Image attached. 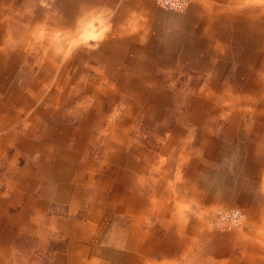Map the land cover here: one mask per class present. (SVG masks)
<instances>
[{"label":"crops","instance_id":"crops-1","mask_svg":"<svg viewBox=\"0 0 264 264\" xmlns=\"http://www.w3.org/2000/svg\"><path fill=\"white\" fill-rule=\"evenodd\" d=\"M0 2L2 5L6 3L12 6V10H14V6L17 7L21 0H0ZM116 2L115 0L114 2L113 0H61L60 6L64 10H69L67 15L70 18L73 16L70 12L74 11L78 14V12L84 11L85 13L89 8L98 4L118 5L120 6L119 11L131 10V8L134 11H140L136 17L131 19L132 21L129 18L118 19L120 27L132 24L141 28L135 30V36H131V38L134 41L144 38L142 42L145 45L133 47L134 50L131 51L130 58L126 52L127 47L124 45L126 36H122L121 30L119 33L115 31L114 34L107 35V38L99 41L100 44L97 48L89 47L79 52V59H85L86 63L85 66H77L75 72L77 78L75 82L73 80L70 82L73 87L69 89V92L74 93L72 96H76V90L85 92L86 98L83 95V98H79V100L71 99L64 88L69 84L65 68L72 64V57L62 65L63 68H57L55 59L48 54L46 57H49V62H41L40 69L34 74L28 88L17 91L14 86L15 79L10 76L14 74L13 68L17 65V60H20V51H13L5 46L0 49V264H6L5 262L10 259L9 249L14 248V245L18 250L22 249L16 243L25 237L31 239L29 246L23 247L24 251L32 249L34 260L41 257V254L46 257L43 251L46 250L47 240L55 237L51 228L60 229L67 234L69 238L68 252L63 256L56 253V256L49 259L46 264H158L155 257L157 254L162 258V264H264V201L260 202L263 206L259 203L256 205L254 214L251 215L257 220H262L254 222L251 234L248 231L243 234L204 232L201 229L202 223L197 228H193V224H189L190 232H186L184 228L186 221H182L186 217V212L179 209L172 212L165 200H177L178 191L171 192L170 189L168 191V187L165 191L158 189L168 185L164 179H154L151 184L152 196L145 195V191L141 190L140 192L137 189L135 170L140 166L138 159L140 156L146 155L147 151L150 152L149 155L152 151L149 148H143L135 140L128 141L127 132L133 122L136 124L142 122L149 128H154L152 117L158 114L159 108L149 106L145 110L143 108L141 113L131 117L132 108L138 104L136 99L145 101L144 99L150 98L153 101V106H159L158 99L161 96L155 92L163 89L148 86L152 84L149 76L155 75V67H158L159 61L163 62L164 73L173 75L171 77L173 78L174 75L195 73L188 69L204 71L205 58H208L209 54L205 55V58L199 57L202 53V51L200 53L202 49L200 42L203 40L199 39V36L194 41H188L186 38L185 51L180 54L178 51L183 49L180 44L178 47L171 45L180 43L178 39L170 40L169 31H164L172 24L181 29L186 28L193 33L194 27L187 28L190 21H193L194 24L197 22L200 24V21L190 16L189 12L177 20L170 18L169 22L165 17V12L159 11L154 5V0H116ZM191 3V9L206 14L202 22L205 26L201 33L204 40L213 41L214 46L211 51H213V59H216V64L209 67L210 72L212 73L217 67L221 68L228 59H233L236 66L235 73L241 71L240 75H246L244 79L239 77L234 79L240 81L241 85L244 84L241 91H239L240 88H234L232 85H230L231 87H227L226 84L220 86L222 84L215 83V77L213 81L209 82L213 86V90L218 88L216 89L218 93L224 92V96L230 95V102L238 103L245 109L254 104L259 112L261 111L255 115H261L264 119V89L255 85V82L259 83L264 80V0H192ZM36 4L35 2L32 9L36 11L34 17L30 18L28 13L26 15V12H22L21 16L24 20V16L28 17L27 25L32 23L37 25L42 21L41 26H43L48 21L61 28L66 26L65 23L70 20L68 18H43L45 8ZM239 9L242 10L240 12H243L244 17L238 18L236 12ZM213 12L214 14H212ZM19 17L20 15L15 17L17 22ZM22 18L20 19L22 20ZM6 23L8 22L0 20V35L3 32L2 29L7 26ZM70 26L72 27V25ZM236 28L237 31H234ZM187 30H185V36L188 33ZM73 32L74 29H71L68 32L69 35L66 36L70 37ZM234 32L236 33L234 34ZM240 35L239 43H249V46L238 50L237 36ZM23 39L22 43H26L25 36ZM191 42L196 45L192 46ZM162 46L166 47L165 50H161ZM128 49L130 50V48ZM243 51L246 53L249 51L251 56H244ZM72 53L74 54L75 51ZM55 69H58L59 73L53 83V89L45 96L50 101L55 100L58 105L70 104L72 108L62 111V108L57 106L45 109L43 106L36 105L32 110L34 120L19 121L18 118H21L20 107L24 108L32 100L26 91L40 90L41 86L43 89L46 88L50 72ZM255 70H258L260 76L253 73ZM90 75L93 77L89 78ZM255 75H258L257 79ZM113 80L116 82L117 88L106 89L107 85L113 83ZM56 87H61L63 91L56 92ZM228 91L231 93L229 94ZM121 93L133 100L123 115L114 114L117 118L114 123L113 119H110L109 113L115 106V101L121 98ZM167 95L165 94L164 101L170 100ZM184 98L188 99V103L187 101L185 103L193 104L194 98L190 96H184ZM86 99L89 100V104L85 105L83 113L77 107L82 108L81 105L86 103ZM173 99H176L175 94ZM159 101L161 102L162 99ZM181 102L184 103L182 98ZM194 102L199 104L200 114H194L191 121L196 123L198 115L201 114L204 120H202L201 131L197 132L195 136L188 137L194 139L192 145L196 146L194 149L197 151L192 153V158L191 154L187 153L185 172H188L191 166V170L194 171L197 170V167L205 169V174L196 172L189 177L184 174L188 185L183 191L188 195V199L190 194L199 204L207 202L205 197L214 207L220 203H236L237 199H232L233 196L237 198L241 194H238L239 190L238 192L235 190L238 186L232 183V176L230 180L227 177L224 180L222 174H217L219 177H216V170L219 167L214 168L209 165L219 162L218 151L230 145L244 153L247 152V157L240 164L241 166L236 165L232 169L233 171L235 170L237 173L242 170L244 174L246 168L255 170L256 165L259 168V165L264 161H260L252 154L254 140L250 139L255 138L256 134L254 133L262 131L264 123L259 120L257 123L253 122L248 125V129L251 131L245 129L244 137L240 135L243 140L239 138V130L232 128L229 131L210 132L214 124V110L209 107V103L206 101L196 99ZM244 108L242 109L244 110ZM81 113H83V117L77 124L78 131L74 133L71 129L74 126L72 127L71 123L59 121V127L57 124L47 127L41 120L42 117L48 115L55 118L60 115L79 118ZM183 114L178 116V122L183 121ZM252 114L254 113L252 112ZM235 117L237 118L238 115L233 114L229 120L232 122L231 126L234 125ZM143 118L144 120H142ZM106 120L109 121V124L104 129ZM170 130L174 135L173 138L184 133L181 126ZM89 132H94L97 136V139L93 137L92 144L96 145L95 148L92 147L93 149L101 148L103 156L101 159L85 161V157H83L85 156L82 153L85 141L88 137H92ZM171 141L172 139H169L167 145H164L159 153H165L170 157L169 148L174 145V142L172 144ZM183 150L184 148L180 146L179 152L175 151V154L181 156L184 153ZM35 153L37 155L36 160H33V166L29 162L22 166L18 165L19 158ZM171 156L174 157L173 154ZM206 157V162L214 163L203 164ZM217 164L219 165V163ZM141 179L140 181H142ZM172 184L170 188L173 187ZM84 186L89 190L84 189ZM35 190L38 196H35ZM85 194L90 199L88 198L86 203L82 204ZM208 195L209 198H207ZM180 196L187 198L184 195ZM53 200L59 203L58 209H51L50 204ZM62 201L68 202L66 210L69 215L67 217L62 214L60 205ZM46 210L52 214H48L49 218L46 220L48 229L46 226L31 222L28 218L31 213L46 214ZM81 211L85 212V220H79L83 218L74 215ZM113 214L126 215L124 224L127 222L128 225L123 250L116 248L115 245H113L115 248L111 249L99 243L102 238L104 222ZM153 216L159 221L161 231L158 230L157 224H155V228L153 227L154 222H146ZM118 224L122 225V223ZM172 226H176L174 233L165 230ZM47 233H50L49 239L46 237ZM198 239H201L202 242ZM107 244L111 245L109 242ZM233 249L237 254L236 252L232 253ZM33 264H39V262L33 261Z\"/></svg>","mask_w":264,"mask_h":264},{"label":"rangeland","instance_id":"rangeland-1","mask_svg":"<svg viewBox=\"0 0 264 264\" xmlns=\"http://www.w3.org/2000/svg\"><path fill=\"white\" fill-rule=\"evenodd\" d=\"M112 1V0H110ZM192 0H188L187 4L184 6V9L181 11L166 8L162 6L158 0H154V5L157 6L159 11H164L165 12V17L167 20L174 19L177 20L180 17L187 15L188 12L190 16L194 17L196 20L200 21V24L193 23V21H190L189 26L187 27L188 29H193V33H191L190 30H187L186 28H179L178 26L170 25L167 29L164 31H169V39L173 41V39H178V42L180 43H174L171 45H175V47H178L180 44V47L183 48L180 51H178L180 54L184 52V48L186 45V38L188 41H194L196 40L199 36V39H203L200 42L201 50L200 53L201 55L199 56L200 58H203L205 55L209 54L208 58H205L206 66L204 71L200 70H192L188 69L190 72H195V73H189L187 75H174L173 78H171L173 75H168L164 73V68H163V62L162 60L159 61L158 67H155V75L154 78L153 76H149V78L152 80V84L148 85L150 87H159L160 89H163L161 91H154L157 93L160 97L158 99V107L152 105V100L150 98L144 99L145 101H141L139 99H136L138 101L137 106H134L132 108V116H135L138 113L142 112V109L147 108L149 106L153 108H159L158 109V114L155 115V117H152V123H154V128L152 127L149 128L148 125H145L144 123L140 122L139 124H136L133 122L129 126V132H127L128 135V141H136L140 146L146 149H151L152 153L149 155L150 152L147 151V154L144 156H140L138 161L140 162V166L138 169L135 170V180L137 182V189L145 191V195H153L152 194V189H151V184L153 183L154 179H164V182L168 185L158 188L162 189L163 191L166 190V187H168L171 190V192H177L178 191V198L170 200V199H165L167 201V206L170 208L172 212H175L176 209L182 210L183 212H186V217L182 221H186L184 228L185 231H189V224H193V228H197L200 223H202V231L204 232H209L213 234H229V233H247L249 234L253 233V228L256 221L261 222L262 220H257L251 215L254 214V208L256 205L259 203V205H262L260 202L264 201V163L258 166H255V170L252 169H245L244 174L242 173V170H239L237 173L235 170L233 171L232 169L236 167V165H240L243 163L245 158L247 157V152L244 153L241 150H239L237 147L234 146H228L225 149L219 150L218 154L217 153V158L219 159V162H206V159L203 161V164H212L209 165L210 167H219L218 170H216V175L217 174H222L223 179L227 177L229 180L232 176L233 181L232 183H235L236 186H238L235 190L241 194L238 195L236 198L233 196L232 199H237L236 203L235 202H230V203H220L218 206H213L208 202V200L205 197L204 194V199L207 202H203L202 204L197 203L194 198L189 194V199L188 195L186 192L183 191L184 188L187 187V181L184 179V174L188 175V177L192 173H203L205 174V169H201L200 167H197V170H191V166L189 167L188 172H185V168H187V165H185V159L187 158V153L191 154L197 151L195 150L192 142L194 139H189L188 137L195 136V134L199 131H201L202 127V120H204V117L202 114L196 119V123L191 121V118L193 117L194 114L199 113L200 114V108L199 104L194 102L196 99H200L202 101H206L209 103V107L214 110V124L212 125L211 131L210 132H217V131H229V129H234V130H239V138L240 135L243 136L246 131H251L248 129V125L252 124L253 122L257 123V121L261 120L264 123V119L261 115H255V113H260L259 109L254 106V104L248 106L246 109L240 104H234L235 102H230L229 96H224L223 93H218L216 89L213 90V86L210 81L214 80L215 77V83L222 84L220 86H224L223 84H226L227 87H231L232 85L234 88H240L239 91L243 88L244 84L241 85L240 81H235L234 79L236 78H241L244 79L246 78V75L244 74H239L241 71H238L235 73V64L234 60H227L225 64L222 65L221 68L217 67L214 69V71L211 73L210 72V65L216 64V59H213V51L212 48L214 46L213 41H206L203 38V35L201 33L202 28L205 26V24L202 22L205 19L206 14L203 12L196 11L194 9H191V3ZM36 2V5H42L44 9V16L43 18L46 17H53L54 19H59V18H68V22L65 23L66 26H62L59 28L58 26L52 25L51 22L46 23V25H42V21L38 22L37 25H27V20L28 17L24 16L25 20L22 18V12H26V15H30L31 17L35 16L36 11L32 10L34 7V3ZM114 2V0H113ZM116 2V0H115ZM117 3V2H116ZM61 0H36L33 1L31 0H21L19 5L17 7L14 6V10H12V6L8 4H3L0 2V20H5L8 23L6 27H4L2 30V34L0 35V49L5 46V48H11L13 51H20V60H17V65L15 68H13L14 74H12L10 77L15 79L14 81V86L17 91L20 90H26L28 88V84L32 81L34 78V74L38 72L40 69L39 65L44 62H49L48 58L46 57L48 54L50 57L54 58L57 68H63V64L67 63V60H69L72 57V64H69L65 68V75L66 77H69V84L64 87L67 90V95H69V98L79 100V98H83V95L85 96V92H81L76 90L75 94L76 96H72L74 93H70L69 89H72V85L70 82L73 80V82L76 81L77 76L75 75V72L77 70V66H85V59H79L78 54L80 51L85 50L86 48H97L98 45L100 44L99 41H102L103 39L107 38V35L109 34H114L115 31L119 33V30H121L122 36H126V52L128 53V58H130V53L133 49V47L136 46H143L145 43L143 39H138L137 41L132 40L131 36H135V30L141 29L140 27H136L134 25H123L119 26L118 25V19L120 18H129L130 21L133 19V17H136L140 13V11H134L132 8L131 10H126V11H119L118 9L120 6L118 5H105V4H98L96 6H93L88 9L87 12L84 13V11L76 12L72 11L70 12L73 14V16L70 18L68 16L69 10H64L60 6ZM133 11V12H132ZM242 10H238L236 12L238 14V18L244 17L243 12H240ZM28 13V14H27ZM235 13V14H236ZM214 14V12L212 13ZM19 20L17 22V19L15 17L19 16ZM10 17V18H9ZM22 18V20L20 19ZM237 18V19H238ZM21 20L20 24L19 21ZM15 21V22H14ZM171 20H169L170 22ZM124 22V21H123ZM246 22V21H244ZM72 25V27L70 26ZM39 26V28H37ZM115 26V27H113ZM246 26V25H245ZM71 27V28H68ZM244 27V26H243ZM37 28V29H36ZM197 28V29H196ZM247 28V27H244ZM74 29L73 34L70 35V37H67L66 35H69L68 32ZM185 30L188 31L187 35L185 36ZM234 31H237V28L234 29ZM180 32V33H179ZM236 32H234L235 34ZM179 35V37H177ZM24 36L26 37V43H22V40H24ZM59 37L62 39H59ZM237 41L238 43L241 40V35L237 36ZM2 38V39H1ZM250 42V41H249ZM189 43V42H188ZM191 45H196L192 44ZM249 43L241 42L238 45V50L243 49L245 46H249ZM130 48V50L128 49ZM165 46L161 47V50H165ZM173 49V47H172ZM191 50V49H189ZM75 51L73 54L72 52ZM176 51V50H174ZM187 51V50H186ZM177 52V51H176ZM1 53V52H0ZM199 53V54H200ZM237 54V51H236ZM242 54L244 56L249 55L251 56L250 52L248 51H243ZM263 54V53H261ZM234 55V54H233ZM148 56V55H146ZM235 56V55H234ZM46 57V58H45ZM147 58V57H146ZM149 62V61H148ZM209 64V66H207ZM44 65V64H43ZM240 66V64L238 63ZM162 66V67H161ZM175 69V68H174ZM176 70V69H175ZM216 72V74H214ZM40 73V72H39ZM58 69L51 71L49 75V81L47 82L46 88H40V90H32V91H26L28 92L29 96L32 97L31 103L26 104L23 108L20 107V117L18 118L19 121H24L27 122L29 120H34L33 119V114L32 110H34L36 105L43 106L45 109L48 107H60L62 108V111H68L72 108L70 104L62 106L61 104L58 105V103L54 101L48 100L45 96L46 94H49L51 91L53 83L56 81V77L58 74ZM157 73V74H156ZM253 73L258 74V70H255ZM258 75H255V78L257 79ZM260 76V75H259ZM93 77L92 75L89 76ZM263 77V76H261ZM83 81H85V77L83 76ZM178 78V79H177ZM264 78V77H263ZM155 79V80H154ZM240 79V80H241ZM1 80V78H0ZM82 81V82H83ZM113 80V83L111 85H107L108 88L112 90L113 88H117V84ZM214 83V84H215ZM255 85L257 87H263L264 89V80H261L259 83L255 82ZM260 85V86H259ZM149 87V88H150ZM230 89V88H229ZM43 90V94H42ZM56 92H62L63 90L61 87H56ZM143 92L146 93V91L143 90ZM229 92V91H228ZM1 93V92H0ZM85 93V94H84ZM169 95L170 100L164 101L165 94ZM231 92H229L230 94ZM174 94L176 95V99H173ZM142 95H144L142 93ZM141 95V96H142ZM167 95V96H168ZM171 95V96H170ZM180 96V98H179ZM184 96H190L194 98L193 104H187L188 99L184 98ZM220 98H219V97ZM121 98H118L115 101V106L111 108V112L109 113L110 119H113V122L115 123L116 121V116L123 115V113L127 110V107H129L130 102H132L128 97L123 96L121 93ZM168 97V98H169ZM68 98V100H69ZM86 98V96H85ZM181 98L184 100V103L181 102ZM162 101L160 102L159 100ZM210 99V100H209ZM213 100V101H212ZM187 101V103H185ZM93 102V101H92ZM163 103V104H162ZM86 104H89V100L86 99V103H82L81 106L82 108L78 106L77 104V109L79 110H84L83 108L85 107ZM187 104V108H186ZM30 105V106H29ZM23 108V109H22ZM244 108V110L242 109ZM261 108V107H260ZM205 110V109H204ZM202 111V109H201ZM83 113L85 111H82ZM252 112L254 114H252ZM83 113L80 114L79 118L77 117H71V116H65V115H60L59 117H54V116H47V117H42L41 120L47 125V127L50 125H56L59 127V121L66 122V123H71V126L73 128L72 132H77V124L80 122V120L83 117ZM184 113V114H183ZM113 114V115H112ZM115 114V115H114ZM149 114V113H148ZM183 114L184 118L183 121L178 122V116ZM233 114H237L238 117L234 119L233 124L230 125L232 122L229 121L230 118H232ZM255 116H259L258 118ZM187 118V119H186ZM261 118V119H260ZM263 119V120H262ZM144 120V118L142 119ZM151 120V119H150ZM135 121V120H134ZM107 124H109V121L106 120L104 124V129L107 128ZM176 126H181L182 129H184V133L180 134L177 136V138H173L174 135L171 132L170 129H174ZM262 131L254 133L256 134L254 139V149L252 150V154L254 157L258 158L260 161H264V125L262 126ZM245 129H247L245 131ZM91 133L90 136L88 137L85 141V146L83 147V154L85 156V161L88 160H93V159H101L103 156L101 154V148L93 149L95 148L96 144H92L93 142V137L97 139V136L94 132H89ZM172 136V138H171ZM183 136V138H182ZM244 137V136H243ZM103 138V137H102ZM48 139H51L48 137ZM96 139L94 141L96 142ZM172 139V144L174 142V145L171 146L170 149V157L166 155L165 153H159L160 149L164 146L167 145L168 140ZM243 140V138H240ZM40 140V139H39ZM100 143H102L101 140H99ZM190 142V143H189ZM184 143V145H182ZM93 146V147H92ZM182 146L184 148V153L180 156L175 154V151H178L179 147ZM197 149V148H196ZM179 152V151H178ZM174 155L172 158L171 155ZM36 153L35 154H30V156L19 158L17 160V163L19 166L24 165L26 162H29L30 164L32 163L33 166V160H36ZM191 163V162H189ZM219 163V165L217 164ZM167 164V166H166ZM196 166V164H195ZM241 166V165H240ZM243 167V166H242ZM258 169V171H257ZM213 171V170H211ZM253 174V175H252ZM216 177H219L218 175ZM238 177V178H237ZM142 178V179H141ZM171 180H170V179ZM192 179V177H190ZM140 179L142 181H140ZM140 181V182H139ZM172 181V182H171ZM222 182V181H221ZM224 182V181H223ZM165 183V184H166ZM173 183V184H172ZM43 184L44 181H43ZM164 184V185H165ZM171 184L173 185L172 188H170ZM195 186V185H194ZM193 186V187H194ZM85 187V186H84ZM210 188V186H209ZM88 189L89 188H84ZM87 190V191H88ZM197 192V189H195ZM86 191V192H87ZM212 192L211 190H209ZM36 190L34 191L35 196H38L36 194ZM173 194V193H172ZM180 195L187 196V198L181 197ZM210 196L208 195L207 198ZM231 197V196H230ZM88 195L85 194L84 199L82 200V204H85ZM170 198V197H168ZM23 199H25V196H23ZM90 199V198H89ZM180 199V200H179ZM203 199V198H201ZM188 200V201H187ZM108 201V200H106ZM209 203V204H208ZM23 205V204H22ZM61 205V210L63 216H68L69 214L67 213V206L68 202L62 201L60 202ZM51 209H58L59 203L55 200H53L50 204ZM263 206V205H262ZM235 209L238 214H239V219L238 221L233 224V223H221L218 224L216 223V215L221 209ZM262 208V207H261ZM80 213V212H79ZM79 213L74 214L77 215L79 220H85V212L81 211L80 215ZM48 214L52 215L50 211L46 210V214L43 215H38L36 213H31L28 215V218L30 219L31 222L33 223H38L39 225H43V227L46 226V220L49 218ZM124 216L126 215H116L113 214L111 218L107 219L104 222V228H103V233H102V238L100 240V245H105L108 248H115L113 245L116 246L118 249H122L125 247V237L127 235V222L124 224ZM190 220V221H189ZM153 223L154 222V228L156 227L155 224L158 225V230L161 231L159 228V221L153 216V218H150L149 221H146ZM122 223V225L118 224ZM48 229V227L46 226ZM183 228V229H184ZM192 229V228H191ZM168 230L170 233H174L176 230V226H172ZM171 230V231H170ZM51 231L55 234V237H50V233H47V244L45 245V249L43 252L45 253L46 257L44 254H41V257L37 258L36 260L33 259V251L31 250H23V247L29 246L30 244V239L29 237H25L23 239H20V242L16 243L17 246L22 247L17 249V247L14 245V248L9 249V256L10 259L7 260L5 263L6 264H33L34 262H39V264H46L49 259L51 260L55 254L58 253L59 256H63L68 252V236L65 232H63L60 229L57 228H51ZM192 231V230H191ZM163 232V230H162ZM190 232V231H189ZM253 235V234H252ZM251 236V235H250ZM200 242H202L201 239H198ZM29 243H28V242ZM111 245H108V242ZM62 248V249H61ZM63 251H61V250ZM236 250V248H235ZM233 249L232 253L234 254L236 251ZM61 251V252H60ZM118 251V250H116ZM40 253V252H38ZM237 254V252H236ZM156 261L158 264H162V258L159 257L157 254L156 256Z\"/></svg>","mask_w":264,"mask_h":264},{"label":"built area","instance_id":"built-area-1","mask_svg":"<svg viewBox=\"0 0 264 264\" xmlns=\"http://www.w3.org/2000/svg\"><path fill=\"white\" fill-rule=\"evenodd\" d=\"M159 3L170 9L181 11L187 4L188 0H158ZM239 219V214L235 209H221L216 215V223H233L235 224ZM217 223V224H218Z\"/></svg>","mask_w":264,"mask_h":264},{"label":"bare ground","instance_id":"bare-ground-1","mask_svg":"<svg viewBox=\"0 0 264 264\" xmlns=\"http://www.w3.org/2000/svg\"><path fill=\"white\" fill-rule=\"evenodd\" d=\"M73 114V113H72Z\"/></svg>","mask_w":264,"mask_h":264}]
</instances>
